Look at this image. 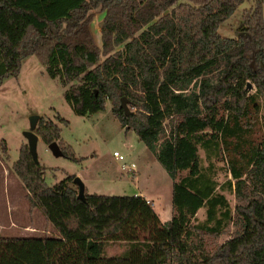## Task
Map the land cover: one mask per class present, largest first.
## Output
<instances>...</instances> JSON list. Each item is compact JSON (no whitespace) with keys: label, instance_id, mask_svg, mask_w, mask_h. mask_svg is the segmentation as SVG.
Instances as JSON below:
<instances>
[{"label":"trees","instance_id":"16d2710c","mask_svg":"<svg viewBox=\"0 0 264 264\" xmlns=\"http://www.w3.org/2000/svg\"><path fill=\"white\" fill-rule=\"evenodd\" d=\"M242 2L0 0V84L36 56L68 86L63 96L76 114L110 102L120 126L138 136L172 180L171 217L161 221L141 195L84 191L81 200L74 176L48 186L21 144L12 169L30 208L38 207L56 234L0 237V264H264V140L251 144L246 137L249 105L258 109L257 96L264 98L262 0L243 13L236 37L217 32ZM97 9L99 45L91 29ZM57 121L39 117L34 131L79 161L60 136L68 121ZM0 146L7 152L5 141ZM199 148L208 157L227 151L233 215L225 197L202 182ZM216 206L224 208V224L215 219ZM201 207L207 218L195 222ZM223 231L224 242L208 244L204 234L216 239ZM114 242L124 249L109 255Z\"/></svg>","mask_w":264,"mask_h":264},{"label":"rangeland","instance_id":"374dc122","mask_svg":"<svg viewBox=\"0 0 264 264\" xmlns=\"http://www.w3.org/2000/svg\"><path fill=\"white\" fill-rule=\"evenodd\" d=\"M255 2L256 0H243L235 12L219 25L218 34L228 38L236 37L243 13L254 7ZM262 12L264 17V0ZM102 17L103 12L97 9L91 22L92 33L98 45L101 43L99 29ZM78 79L77 77L73 83H78ZM67 88L57 77H50L34 55L23 60L17 75L4 78L0 84V141H5L7 146V152H3L0 146V237L56 234L42 211L38 207L30 208L25 187L12 169L21 144L27 143L24 132L30 129L31 115L56 123L58 116L67 120V125H60V136L79 159L73 161L63 155H55L38 136L36 154L48 186L67 176H77L83 182L86 193L146 195L161 221L170 219L172 180L155 154L132 130L125 131L120 126L111 111L110 102L107 101L105 108L95 113L76 114L63 96ZM254 91L253 87L249 90L250 93ZM255 102L258 109L254 104H250L248 108V116L253 123L246 137L251 144L264 140V98L257 96ZM127 106L130 110L128 102ZM113 151L123 155L124 160L114 157ZM199 155L202 182L213 187V194L225 197L229 212L233 215L234 179L228 173L227 151L208 157L199 148ZM73 186L77 189L74 183ZM206 209H198L195 222L201 223L207 218ZM223 211V207L221 209L216 206L215 219H222L224 224L225 220L221 215ZM214 223L215 220L209 225ZM228 230L230 234L233 227L229 226ZM228 234L223 231L216 239L209 234L204 236L213 247L214 242H224ZM123 249L121 243L114 242L107 246V253H119Z\"/></svg>","mask_w":264,"mask_h":264},{"label":"water","instance_id":"95a60500","mask_svg":"<svg viewBox=\"0 0 264 264\" xmlns=\"http://www.w3.org/2000/svg\"><path fill=\"white\" fill-rule=\"evenodd\" d=\"M247 86L248 88H251V84L249 82ZM120 106L123 108L125 114H129L130 110L127 106V100L124 97L121 98ZM38 118H39L38 115H31L29 117L30 129L24 132V135L27 140L29 152L35 164H39L36 154V143L38 141V135L34 131ZM48 147L55 155H63L62 151L60 150V148L58 147L55 141L49 143ZM72 181L77 186V197L81 200H85L83 182L77 176H74Z\"/></svg>","mask_w":264,"mask_h":264},{"label":"built area","instance_id":"2783aa9c","mask_svg":"<svg viewBox=\"0 0 264 264\" xmlns=\"http://www.w3.org/2000/svg\"><path fill=\"white\" fill-rule=\"evenodd\" d=\"M113 156L116 157L119 160H124V156L121 155L120 153H118V151H113ZM131 166L133 167L134 165L131 164Z\"/></svg>","mask_w":264,"mask_h":264},{"label":"crops","instance_id":"0c3cea01","mask_svg":"<svg viewBox=\"0 0 264 264\" xmlns=\"http://www.w3.org/2000/svg\"><path fill=\"white\" fill-rule=\"evenodd\" d=\"M141 196L145 197L147 200L150 201V199L146 195H141Z\"/></svg>","mask_w":264,"mask_h":264}]
</instances>
